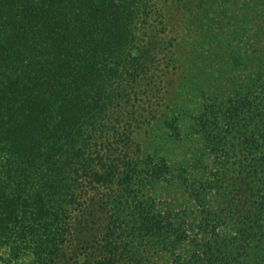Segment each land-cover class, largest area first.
I'll list each match as a JSON object with an SVG mask.
<instances>
[{
	"label": "trees",
	"instance_id": "1",
	"mask_svg": "<svg viewBox=\"0 0 264 264\" xmlns=\"http://www.w3.org/2000/svg\"><path fill=\"white\" fill-rule=\"evenodd\" d=\"M170 2L0 0V246L13 258L30 251L35 264H155L156 254L188 240L192 253L170 264H264V9L251 51L232 55L235 70H249L242 84L208 96L196 119L219 166L213 179L190 185L205 240L189 236L185 212L163 210L147 194L171 173L166 159L130 152L134 132L107 127L143 75L160 68L162 44L152 34L139 44L140 34L145 25L153 33L154 19L168 26ZM172 49L167 67L178 58ZM149 77V91L158 90ZM177 122L165 121L179 138ZM84 182L107 192L76 224L70 207ZM213 189L217 210L206 207ZM101 209L108 222L97 237L87 229Z\"/></svg>",
	"mask_w": 264,
	"mask_h": 264
},
{
	"label": "rangeland",
	"instance_id": "2",
	"mask_svg": "<svg viewBox=\"0 0 264 264\" xmlns=\"http://www.w3.org/2000/svg\"><path fill=\"white\" fill-rule=\"evenodd\" d=\"M170 3L173 11L170 13L168 26L165 27L154 19L151 21L152 28L156 25L153 33L151 29L146 31L148 27L145 25L143 34H140L142 42L139 44L144 45L151 34L154 40L162 44L163 47L155 53L159 56L157 63L160 68L154 70L152 66L148 75H143L140 90L134 95L135 91L132 92V101L126 104H123V101L120 120H112L107 127L115 125L117 130L134 132L131 134L133 142L130 152L141 147L143 156L152 155L156 160L162 157L166 159L171 173L166 179L155 181L147 194L163 210L173 208L183 215L185 212L189 236L205 240L206 234L197 227V223L204 216L203 206L190 194V185L193 181L198 185L213 179L219 166L216 155L209 150L203 133L198 132L196 128V119L204 110L208 96L236 91L249 72L248 69L235 70L230 62L232 55L239 49L242 48L244 54L251 51L252 35L263 20V12L260 13L259 9H264V2L171 0ZM166 45H169L168 48H165ZM171 48L178 53L175 67H167L164 59V53H168ZM153 65L156 63L153 62ZM163 66L171 72L161 76L164 80L160 82V77H157L164 71ZM154 73L158 90L149 91L152 86L149 84L152 81L149 76ZM125 79L123 81H126ZM175 115L180 126L179 138L171 134L173 130L166 127L165 123ZM116 138L114 137L115 140ZM114 139H110L111 148L115 143ZM99 143H102L101 149L112 150L102 139ZM106 192L107 188L104 186L94 187L84 182V186L77 192L76 202L72 201L70 207L76 224L88 219L82 209H93V202ZM206 199L207 209L217 210L222 206L216 189H213ZM94 216L97 226L95 230H91L93 227L88 224L87 230L88 233L99 237L104 233L108 214L106 210L101 209L96 211ZM193 248V243L187 240L177 252L166 250L156 254L153 262L170 264L177 254L189 256ZM71 255L70 253L69 256ZM66 263L67 259L62 258L61 264ZM0 264L35 263L30 251H24L19 258H13L9 247L0 246Z\"/></svg>",
	"mask_w": 264,
	"mask_h": 264
}]
</instances>
